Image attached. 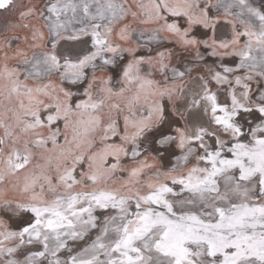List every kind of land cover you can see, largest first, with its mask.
<instances>
[{"label": "snow or ice", "instance_id": "snow-or-ice-1", "mask_svg": "<svg viewBox=\"0 0 264 264\" xmlns=\"http://www.w3.org/2000/svg\"><path fill=\"white\" fill-rule=\"evenodd\" d=\"M0 264H264V0H0Z\"/></svg>", "mask_w": 264, "mask_h": 264}]
</instances>
